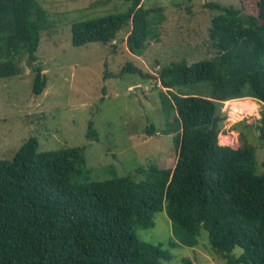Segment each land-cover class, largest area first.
<instances>
[{"label":"trees","instance_id":"obj_1","mask_svg":"<svg viewBox=\"0 0 264 264\" xmlns=\"http://www.w3.org/2000/svg\"><path fill=\"white\" fill-rule=\"evenodd\" d=\"M127 1L124 12L74 22L72 44H107L129 25L127 48L141 54L159 38L163 8ZM205 6L214 11L213 56L172 61L158 74L161 111L178 131L174 165L138 166L139 178L91 180L84 145L40 150L38 139L28 137L11 159H0V264H161L172 257L169 249L141 240L135 228L152 226L163 207L172 221L170 247L197 245L203 228L210 250L226 264H264V173L255 171V148L245 140L239 147L218 142L223 113L208 128L214 99L252 97L264 104V0L256 1L255 13L218 1ZM48 26L37 0H0V77L19 72L18 56L33 64ZM32 69V92L39 94L46 77L40 65ZM199 81L210 82L209 95L175 91ZM260 121L264 139V109ZM86 136L97 138L91 120Z\"/></svg>","mask_w":264,"mask_h":264},{"label":"rangeland","instance_id":"obj_2","mask_svg":"<svg viewBox=\"0 0 264 264\" xmlns=\"http://www.w3.org/2000/svg\"><path fill=\"white\" fill-rule=\"evenodd\" d=\"M207 1L234 5L247 13L256 12L257 0H143L144 6H162L159 38L150 40L141 54L130 52L126 45L129 25L122 27L110 43L99 41L75 46L71 42V25L79 20L107 13L124 12L127 0H37L48 12L49 26L40 36L37 59L28 64L25 55L18 56L19 72L0 77V159H11L30 136L39 141L40 150L84 145L86 166L91 180L124 174L141 177L136 167L157 163L172 167L176 158L175 137L171 119L161 111L158 81L161 67L172 61L188 63L213 56L208 38L209 19L214 13ZM135 65L129 70L128 64ZM40 65L46 77L42 92H32L33 66ZM107 74V76H106ZM209 81L179 85L176 92L209 95ZM259 102H257L258 104ZM236 106L237 101L228 103ZM226 104V105H227ZM224 106L221 113H227ZM248 116L235 115L223 120L220 140H244L255 148V171L264 173V139L258 127L264 104ZM174 114V113H173ZM170 113V118H172ZM97 138L87 137L88 122ZM250 121L254 126L233 124ZM153 125V131L147 127ZM169 128L167 133L162 132ZM233 134L235 140H230ZM219 139V136H218ZM150 227H136L144 241L163 242L172 254L161 264H226L209 247L207 231L201 229L198 244H178L174 239L172 221L165 207L153 215ZM241 248L236 246L234 253ZM188 258L190 261H184Z\"/></svg>","mask_w":264,"mask_h":264},{"label":"built area","instance_id":"obj_3","mask_svg":"<svg viewBox=\"0 0 264 264\" xmlns=\"http://www.w3.org/2000/svg\"><path fill=\"white\" fill-rule=\"evenodd\" d=\"M234 101H237V105L236 106H231V105H228V103H231V102H234ZM257 102H259L258 104H260L261 102L256 100L255 98H252V97H238V98H232V99H228V100H224V106L226 105L225 107V110H227V113L226 115L224 114V119H227L228 117H235V115H240L241 117L243 116H248L251 114H254L256 111L258 112V104ZM242 117V118H243ZM223 134V135H226L228 133H225L223 128L221 129V131L219 132L218 136H219V139H218V142L220 144H225V145H230L232 147H235V144L237 142V139H236V142H222L220 140V135Z\"/></svg>","mask_w":264,"mask_h":264},{"label":"water","instance_id":"obj_4","mask_svg":"<svg viewBox=\"0 0 264 264\" xmlns=\"http://www.w3.org/2000/svg\"><path fill=\"white\" fill-rule=\"evenodd\" d=\"M213 101H214L215 109H214L213 115L211 117V122H210V125L208 128L213 126L216 117H218L221 114V112L224 108V104H225L224 100H221V99H214Z\"/></svg>","mask_w":264,"mask_h":264},{"label":"crops","instance_id":"obj_5","mask_svg":"<svg viewBox=\"0 0 264 264\" xmlns=\"http://www.w3.org/2000/svg\"><path fill=\"white\" fill-rule=\"evenodd\" d=\"M240 123V124H238ZM233 125H238L239 127H245V125H248L249 127L253 128V124L250 121L245 120L244 123L241 124V122L234 123Z\"/></svg>","mask_w":264,"mask_h":264},{"label":"bare ground","instance_id":"obj_6","mask_svg":"<svg viewBox=\"0 0 264 264\" xmlns=\"http://www.w3.org/2000/svg\"><path fill=\"white\" fill-rule=\"evenodd\" d=\"M221 136V135H220ZM222 137V136H221ZM223 137H225V136H223ZM222 137V138H223ZM230 140L232 141V140H235V138L233 137V134L232 135H230ZM226 140H223V142H230L227 138H225Z\"/></svg>","mask_w":264,"mask_h":264}]
</instances>
